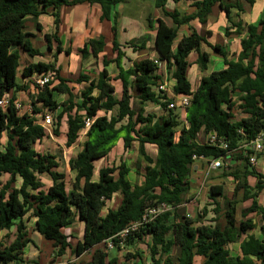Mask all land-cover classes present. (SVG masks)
<instances>
[{
    "label": "trees",
    "instance_id": "16d2710c",
    "mask_svg": "<svg viewBox=\"0 0 264 264\" xmlns=\"http://www.w3.org/2000/svg\"><path fill=\"white\" fill-rule=\"evenodd\" d=\"M125 1L0 0V99L11 93L6 108L0 105V234L17 228L16 238L9 245L0 241V264L24 262V249L30 239L22 220L29 212L37 218V231L53 242L57 256L65 255L68 250L75 257L92 251L90 260L84 264H117L118 259L110 258L100 245L139 220L147 208L160 203L170 205L172 210L125 242L130 248L146 244L151 264H195L197 256L202 259L200 264H264V239L250 234L257 223L249 217L254 212L260 215L259 226L264 235V204L257 199L264 182L244 149L231 155L230 161L235 162L223 171V177H232L236 182L232 196L225 194L223 184H213L208 193L210 201L195 217L182 208L192 188L190 178L196 170L194 155L208 159L226 155L225 150L200 142V134L215 132L235 148L264 133V15L256 22L246 23L241 18L246 9L240 0H191L192 10L186 13L167 8L169 1L184 0H155V6L172 21L169 25L160 18L155 28L152 18H148V28L156 30L155 50L174 80V94L192 96L182 123L176 110L169 108L173 97L155 89L163 80V72L158 71L152 59L136 61L130 67L123 65L126 52L118 40L119 14L115 7ZM245 1L252 7L256 3V0ZM85 2L99 4L101 19L113 22L112 50L117 56L105 57L104 64L114 62L119 68L118 76L123 84L120 97L114 94L115 87L107 69L97 77L81 73L77 82L87 85L80 91V102L68 80L59 75L55 62H32L20 70L21 52L30 57L43 55L31 41L34 35L28 31V21H34L36 31L42 32L39 16H54V33H44L43 37L50 50L53 41L57 43L56 59L63 51L59 36L61 8ZM215 7L229 24L226 36L240 37V50L235 54L230 55L222 44L213 43L212 31L205 29ZM194 21L202 25V30L193 25ZM182 26L188 27V33L179 38ZM126 44L135 52L147 48L145 41ZM13 47L17 48L12 50ZM105 47L104 37L92 38L80 49V54L83 60L97 59ZM194 52L202 72L209 69L213 54L221 57L224 64L222 69L203 75L196 89L192 88L188 74L192 65L190 55ZM48 71H54L55 78L39 88L33 113L19 114L14 104L16 94L29 88L23 79ZM54 80L58 83L54 84ZM54 91L67 94V100L58 102ZM136 101L141 105L138 109L133 105ZM147 103L159 106L163 113L146 112ZM60 106L63 109L53 119V134L61 135L66 116L68 147L79 141L86 120H92L81 150L69 161L75 173L69 188L66 174L59 170V158L36 150V143L49 135L37 114L41 109L55 113ZM236 107L242 113L240 118L235 117ZM4 134L6 144L2 143ZM121 138L126 151L132 150L135 142L139 144V154L146 163L142 184L128 180L131 168L125 161L118 166L102 167L94 179L95 162L106 157ZM147 145L156 147V155L149 153ZM5 174L10 176L6 182L2 179ZM44 175L52 181L46 189L41 180ZM250 176L257 178L254 187L249 183ZM18 179L20 186L15 185ZM116 193L122 196L119 206L104 213L107 201ZM247 200L252 203L242 209L243 219L238 220V204ZM209 214L214 216L207 219ZM76 219L84 224V235L73 245L63 228ZM238 241H241V254L234 256L229 245ZM127 256L133 257L130 253ZM137 256L141 258L138 252Z\"/></svg>",
    "mask_w": 264,
    "mask_h": 264
},
{
    "label": "crops",
    "instance_id": "0c3cea01",
    "mask_svg": "<svg viewBox=\"0 0 264 264\" xmlns=\"http://www.w3.org/2000/svg\"><path fill=\"white\" fill-rule=\"evenodd\" d=\"M191 3H192L191 0H184V1H181L179 3H174L173 1H169L167 4V8L169 10L176 8L179 11H181L182 13H186V12H190L192 10ZM118 6H122V3L118 4L116 7H118ZM115 9L117 12L118 11L117 8H115ZM157 9L159 11H157L156 17H153L152 15H151L152 17H150V18H152V20L154 22L155 28L157 27L158 19H160V18L164 19L169 25H172V23L170 24L169 21L166 20V18H168V17L164 16L162 10L160 8H157ZM74 10L76 13L74 15H72V12ZM117 13L119 14V11ZM101 15H102V9H101V6L97 3L90 4L88 2H85L82 4L75 5V6H63L61 8V24H60V31H59V36H60L61 43H62L61 47H62L63 51L61 53L57 54L56 59H55V53H56L57 43H55L53 41V43H52L53 49L50 50V49H48L47 43L43 37L44 33H49V34L54 33V31H55L54 16L51 14H42L39 16L38 21L41 23V25L43 27L42 32H37L34 21L29 20L27 23V26H28V31L34 35L33 37H31L34 39L33 44L35 47H38L40 49V51L42 52L43 55L36 56V57H30L27 53L21 52V57H23L22 60H24V63H23V65H20L21 66L20 70H22L26 64H29L32 62H39V61L46 62V63L55 62L56 68L59 71V75L68 80L67 84L72 88L73 93L76 96H78V98H76V100L80 102L81 101L80 91L87 85L86 82H77V79L79 78L81 73L89 75L91 77H97L102 70L107 69V71L109 72V75L111 77V83L115 87L114 94L116 97H120L123 84H122V80L118 76L119 72H120L119 68L117 67L116 63H114V62L110 63L107 66H105V64H104V58L105 57L107 59H114L117 56V54L115 52H113V50H112L113 39H114V32L112 29L113 28V22L111 20H108V19L102 20ZM262 15H264V11L261 14H259V16H257L258 19ZM148 18L149 17H147V24H148ZM241 18L243 19L242 16H241ZM118 21H119V19H118ZM120 21L122 22V19ZM256 21L251 20L250 22H256ZM196 22H198V21H194L193 25L200 31L198 23H196ZM250 22H248V23H250ZM30 24H31V26H29ZM209 24H210V19H209ZM184 27L185 26H182L183 29H184ZM155 28L154 29H151V28L147 29L146 27L145 28L143 27V33L139 37L132 38V39L128 38L124 42L120 41L119 34H118V40L122 44V49L126 52V57L123 60V65L125 67H130L133 65L134 62L142 60V59L137 60L139 55L137 56L135 54H137L141 51H145V50L149 49L150 47H153V49H154V54L150 59H154V58L159 57V53L157 52V50H155V35H156ZM123 29L125 31H127V30L130 32L132 31L130 28H128L125 25L123 26ZM118 31H119V23H118ZM187 33H188L187 31L184 32V34H187ZM100 37H104V40L106 42L105 50L99 54L97 59L89 58L87 60H83V58L80 54V49L82 47H84V45L90 39H92V38L98 39ZM129 41H135L137 44H141L145 41L147 48L145 50L135 52L131 48H128L125 46V45H127L126 43ZM16 48L17 47H13L12 50H15ZM204 49L207 51H210L205 46H204ZM194 53H192L190 55V61L192 62V65L189 68L188 74H189V79L192 83V88L196 89L198 87L200 80H201L203 75L209 74L211 71L218 70L221 67L223 68L224 64L222 66L221 59H219V61L218 60L216 61L215 57L212 55L211 61L209 64V69L205 72H202L200 70L197 62H196L197 61V54L196 53H195L196 57L194 58V60L193 61L191 60V57ZM21 57H20V61H21ZM40 75L41 74H35L34 76H32L30 78L23 79V81L26 84H29V88L27 90H21V91L17 92V94H16V100L15 101L22 102V104L24 105V110L19 112V114L22 115V114L26 113V114L31 115L33 113V111L32 112L27 111V107H28V105H30V104L32 105V103L36 101V97H37V94L39 91V87L35 84V80ZM190 75H193L192 80L190 78ZM54 81H55L54 84L58 83L57 80H54ZM170 83H171L172 88H173L174 80L171 78L170 75H168V85H170ZM173 93H172V91L171 92L169 91L167 94L169 96H172ZM6 94L11 96V93H6ZM53 95H54V98L58 102H65L68 98L67 94L60 93L58 91H54ZM27 102H29V103H27ZM37 106L41 107L40 104H37ZM62 109H63V106H60L55 113L50 112L47 109H41V112L39 114L50 113L54 119L55 115L60 113ZM178 109H180V108H177L175 110H178ZM180 110H181V112H183L182 109H180ZM148 113H150V112H148ZM162 113H158V114L155 113V114L161 115ZM39 114H37V118H38V121L40 123V118L38 116ZM99 114H100V112H99ZM100 115H102V114H100ZM185 118H186V114L184 113V120H185ZM67 130H68V124H67V117L65 116L63 118V121H62L61 135H65L67 137ZM82 132L85 133L84 140H83V142H84L86 140V130H84ZM49 136H54L53 126H52L51 134H49L47 137L43 138L41 141H39L37 143L43 142ZM56 137H59V136H56ZM4 138H6L5 141H3ZM79 139H82V136H80ZM6 142H7V136H6V134H4V136L2 138V143L6 144ZM135 144H137V147L139 150V144H138V142H135L133 149L130 151L129 150L126 151L125 147H124L123 139L122 138L119 139L118 142L116 143V145L111 150V152L106 157H104L100 160H97L95 162L94 179L98 178V173H99V171L97 172V163L98 162H102L103 160H105L109 157H112V155H114L116 152L115 150H117L118 156H120V154L122 155V153H124V152H126V153L131 152V151L135 150V148H137V147H135ZM82 145H83V143H82ZM152 146H154V145H152ZM154 150H155V155H156V152H157L156 147ZM260 157H262V155ZM71 158H73V157H71ZM70 159H69V161H70ZM122 161H125L127 163V165L131 168L129 174L127 175L128 180L132 184H135V183L142 184L144 181V172H145L144 168H145L146 164L144 165V167L142 168L141 171L140 170L138 171L137 167L131 165L129 162H127V160H122ZM199 161H196L195 169H196L197 173L204 174L205 180L211 175V173H214L215 171H224L225 170V169H218V170L208 171L207 161L206 160H199ZM234 162L235 161H231V165ZM111 165L112 164L106 165V166H111ZM103 167H105V166H103ZM262 167H260V165L258 163V166H255V170L258 173L263 175L264 164ZM101 168L102 167H100L99 170ZM5 175H8V174H5ZM137 175H138V177H137ZM74 176H75V173H74ZM193 177L194 176L191 175V178H190L192 185H194L196 183V181H194ZM249 183H250L251 187H254L257 183V178L255 176H250L249 177ZM218 184L224 185L223 182L218 183ZM201 191H202V188L200 187L199 192L196 195V197H198V195ZM116 195L121 196L120 193H116L113 196V198L109 201H113ZM257 199H258L260 204H264V188L259 193V196ZM109 201H107V205H106L104 213H106L109 208L115 209L114 207L112 208L108 204ZM247 201H250L252 203L251 200H247ZM247 201H245V202H247ZM120 202H121V200H120ZM120 202H119V204H120ZM119 204H118V206H119ZM238 213H239V204H238ZM241 217H242V213H241ZM249 217L253 218L255 220V222L257 223V227L255 229L251 230L250 234H253L257 238L264 239V235L261 233L260 226H259L261 224L260 215L258 213L254 212V213L249 214ZM256 217L258 218V220L256 219ZM242 219H243V217L241 219H238V220H242ZM22 221L24 222V225L26 226V231L28 232V238L30 239V241L27 243V245L24 249V254H23L24 262L22 264H52L58 260H66V259H69L70 264H74V263H77V261H79L84 256H90V258H91L92 251L84 253L81 257H75V256H73V258L70 257L69 256L70 250H68L66 252V254L63 256H57L56 247L54 246L53 242L45 239L37 231V218L35 216H33L31 212H29L23 218ZM63 232L66 235H69L68 239L70 240L71 243L73 242V240H77V241L82 240L83 235H84V224L80 220L76 219L73 224L63 228ZM16 235H17V228L16 227L12 228L10 231L4 230L0 234V241L3 242L5 245H9L16 238ZM4 237H6L8 242H5V240L3 239ZM36 239H38L39 241H42L44 245L42 247H40L38 245ZM138 245H142V244H138ZM144 245H146V244H144ZM100 246L104 247V243H102ZM146 247L148 248L147 245H146ZM125 248H127L125 246V243L116 246V248L109 251L110 258H112V259L117 258L118 259L117 264H122V262L124 260L122 254H123V249L125 250ZM138 248H140V247L138 246ZM138 248H137L136 252H138ZM229 249H230L232 255H234V256L240 255L241 254V241L234 242V243L230 244ZM111 252H113V254ZM146 254H149V253H146ZM140 259H141V262L139 264H151L149 255L143 256V254H141ZM88 260H90V259H88ZM198 264H200V261Z\"/></svg>",
    "mask_w": 264,
    "mask_h": 264
},
{
    "label": "rangeland",
    "instance_id": "374dc122",
    "mask_svg": "<svg viewBox=\"0 0 264 264\" xmlns=\"http://www.w3.org/2000/svg\"><path fill=\"white\" fill-rule=\"evenodd\" d=\"M240 1L244 4L245 9H246V13L241 15L246 23L250 22L251 20L256 21L258 19L257 16H259V14H261L264 11V0H256V3L253 7H251L250 4L248 2H246L245 0H240ZM115 8H117V10L119 11V21H118L119 31H118V34H119L120 41H123V42L128 38L132 39V38L139 37L143 33V27L144 28L146 27L148 29L147 17H152V16L156 17L157 11H159L155 6V0H126L124 3H122V6H118ZM115 11H116V9H115ZM75 13L76 12L74 10L72 12V15H74ZM121 19H122V22L120 21ZM166 20H168L170 24L172 23L171 19L166 18ZM196 23H198L200 30H202V25L199 22H196ZM124 25L127 26L128 28H130L132 31L131 32L128 30L125 31L123 29ZM227 25H229V24H228V22L224 16V14L219 10L218 7H215L214 11L210 17V24L208 23V25L205 27V29L212 31L213 36L211 37V41L213 43L222 44L225 47V50H227L229 52V54L231 55V54L237 53L240 50V44H239L240 43V37H238L236 35H231L229 37L226 36L225 31H226ZM29 26H31V24ZM186 31L188 32V28L186 26L184 27V29L181 27L179 30V38H181L184 35V32H186ZM31 40L34 43V39L31 38ZM153 54H154V49H153V47H150L149 49H147L145 51H141L135 55H137V56L139 55L137 58V60H139V59L151 58L153 56ZM213 56L215 57L216 61L217 60L219 61V59H221V63L223 66L222 58L218 57L214 54H213ZM195 57H196V54L194 53L191 57V60L193 61ZM22 59H23V57H21V61H20L21 65H23V63H24V60H22ZM20 68H21V66H20ZM219 69H222V67ZM190 78L192 80L193 75H190ZM168 88L170 89V92L172 91V93H173V88H172L171 83L168 86ZM27 103H29V102H27ZM133 105L136 109L141 107L140 103L137 101ZM145 110L147 112L157 113V114L163 112V110L160 107H158L152 103H147L145 105ZM176 112L180 115L181 122L182 123L185 122L184 112H181L180 109L176 110ZM103 113L104 112H100V114H102V115H103ZM234 114H235L236 118L242 117V113L238 107L235 108ZM81 136H82V139H79V141L71 147H68L66 145L67 137L65 135H61L59 137H56L55 135L49 136L43 142L36 144L37 151H39L41 153H50V154L55 155L59 158L60 165H61L59 170L66 173V180H67L68 188L71 186V183L74 179V173L71 171L70 166H69V159L71 157H74L77 154V152L81 149L85 133L82 132ZM5 140H6V138H4L3 141H5ZM135 147H137V144H135ZM147 148H148V151L150 154L155 155V150H154L155 147L154 146L148 145ZM115 151L116 152L114 155H112V157H109V158L103 160L102 162L97 163V172L99 171L100 167H103L106 165L112 164V165L118 166L122 160H127V162H129L131 165L139 168L140 171L142 170V168L146 164L144 162L143 158L139 154L138 147L135 148V150H133L131 152H128V153L124 152V153H122V155L120 154L121 157L118 156L117 150H115ZM258 163H259L260 167L263 166L264 155H262V157L259 158ZM256 166H258V165H256ZM192 176H194L193 179H194V181H196V183L194 185H192L190 193L186 195V201L182 207L184 209L185 213L190 214L191 217H195L199 211L203 210V207L205 206V204L210 201L209 197H208V193H209V190H210V187L212 184H218V183L223 182L224 186H225V194L228 197L232 196L236 182L233 180L232 177H222L223 171H215L214 173H211V175L206 180H205L204 174L197 173L196 170L193 171ZM137 177H138V175H137ZM9 178H10L9 175H4L3 181L6 182ZM41 180L43 181V183L45 185V189L48 188V186H50V184L52 183L50 178L47 175L41 176ZM20 183H21V181L18 179L17 183L15 185L19 186ZM200 187L202 188V191L199 193L198 197H196V195L199 192ZM120 200H121V196L116 195L114 200L109 201L108 204L112 208L113 207L116 208L118 206ZM250 204H251L250 201H247V202L240 201L238 219L242 218L241 217V210L244 208H247ZM212 216H214V215L209 214L207 216V219H209L208 217H212ZM256 219L258 220L257 217H256ZM223 220H224V217H221L220 221L223 222ZM3 239L5 240V242H8L6 237H4ZM36 241L40 247H42L44 245L42 241H39L38 239H36ZM72 243L75 245L77 243V240H73ZM142 245H138L140 248H138V246L137 247L134 246L133 248L127 247V248H125V250L123 249L122 255H123L124 260H123L122 264H139L141 262V259L138 256L136 257L137 248H138L139 254H143V256L149 255V254H146V253H149L146 245H144V244H142ZM111 253L113 254V252H111ZM128 253H130V255H133V257L130 256V258H129V256H127ZM69 256L73 258V255L70 252H69ZM88 259H90V256H84L79 261H77V263H74V264H84V262H86ZM199 261L201 262V257L197 256L195 259V264H198Z\"/></svg>",
    "mask_w": 264,
    "mask_h": 264
},
{
    "label": "built area",
    "instance_id": "2783aa9c",
    "mask_svg": "<svg viewBox=\"0 0 264 264\" xmlns=\"http://www.w3.org/2000/svg\"><path fill=\"white\" fill-rule=\"evenodd\" d=\"M154 63L158 67V71L163 72V80L159 83L158 86L155 87V89L159 92L168 93L170 89L168 88V70L166 67V63L162 61L159 57L152 59ZM54 71H48L46 73H42L36 80L35 84L39 88H43L47 83L52 81L55 77ZM173 101L169 103L170 109H177L180 108L183 110V112L186 114V109L190 105L192 101V96L189 94H179L175 95L172 94ZM10 101V95L5 94L0 99V105L3 108H6V106L9 104ZM15 107L18 110V112H21L24 110V105L22 102L14 101ZM27 111L32 112L33 111V103L32 105H28ZM40 118V124L48 131V134H51L52 132V126H53V117L50 113H41L38 115ZM92 120L87 119L86 120V128L85 130L91 126ZM200 142L206 143L212 146L219 147L226 151V155L221 158H214V159H208L204 157H198L197 155H194L193 159L195 161L199 160H206L208 164V171L211 170H218V169H225L231 166V155L239 151L241 149H244L245 154L249 156L250 163L252 165H258V161L260 158V153L264 152V133H260L256 139L245 141L242 145L239 147L231 148L230 144L226 141V139L222 136L217 135L215 132H210L205 135L200 134ZM248 151H251L249 153ZM262 181L264 182V173L262 175ZM172 210V207L166 203H160L156 206H152L147 208L142 217L134 222H131L126 228H124L121 232L115 234L113 237L107 239L104 241V250L109 253V251L116 248V244H124L126 240L133 234H136L142 227H145L147 224L155 221L157 218H159L162 214ZM117 242V243H116ZM52 264H70L69 259L66 260H58Z\"/></svg>",
    "mask_w": 264,
    "mask_h": 264
}]
</instances>
